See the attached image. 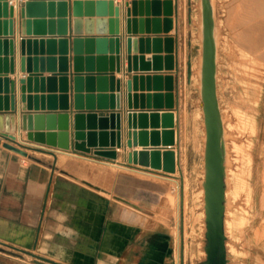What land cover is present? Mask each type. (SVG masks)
I'll return each instance as SVG.
<instances>
[{
	"label": "crops",
	"instance_id": "0c3cea01",
	"mask_svg": "<svg viewBox=\"0 0 264 264\" xmlns=\"http://www.w3.org/2000/svg\"><path fill=\"white\" fill-rule=\"evenodd\" d=\"M10 1V0H8ZM69 1V30L68 33L62 34L61 29L63 25L57 20L58 8H54V16H50L49 8L46 10L47 19L54 18V31H49V24H46V33L40 34H22L21 26V10L18 4V0H13L10 5H15L14 19V33L6 34L4 21L9 17H5L4 7L0 6V38H12L14 44L12 50L8 47V53L12 59V64L9 62V69H5V45L0 46V113L15 114L16 116V137L14 139L7 138L4 132H0V264H29L26 259L13 255L12 252L21 251L25 252L34 261L40 264H178L176 251L174 246V238L172 232L165 226H153L140 222V213L137 205L134 204V196L136 193L133 191L134 186L138 184V181L134 176L126 174L125 172H131L137 174L136 176L153 181V177L160 173H144L138 172L139 169L155 170L151 167H145L140 164H134L128 162V153L145 148L143 145H136L129 147L126 144L127 130H128V110H156L161 112L164 110H170L166 106V98L164 97V105L156 107L154 104V98H151V106L148 104L145 109H142L139 105L137 108L133 106L129 107L128 101V88L127 80L132 77L131 74H125V68L128 61L126 59L127 51V19L128 9H132L131 18H136L137 28L140 30L141 17L148 18L150 20V28H154V19H160V26L162 29L165 27L164 4H160L161 14H155L154 0H149L150 4L147 7L146 0H143L142 12L140 11V0H114V6L120 7V33L116 35L119 38L118 48L120 49L121 57V71L108 72L110 75L115 76V91H112V82L110 76L104 81L99 82L95 77L94 82L88 87L86 79L82 82V89L76 90V83L74 81V45L73 39L75 37H111L110 32L112 28H115L116 22L114 16H111V5L109 0L106 1V5H99L101 0H68ZM75 1H82L83 14L82 30L83 33L75 34L73 31L74 25V5ZM86 1H93V11H88L86 8ZM133 1H137V14L133 12ZM162 2L164 0H161ZM174 13L173 28L169 32H150V33H136L133 36L136 38L149 37H166L172 36L175 38V69L174 70H138L133 71V74H144L145 76L154 74L155 72L172 73L175 77V90L174 101L175 106L172 110L176 114V131H177V143L174 148L178 153L179 160V110L178 105L180 102V94L178 92V86H180L181 80L178 76L177 64L181 60L179 39L182 32V0H173ZM149 10V11H148ZM214 10V4H213ZM149 12V15H147ZM90 13V14H87ZM143 13V16L141 15ZM215 13V12H214ZM214 13L212 21L215 25ZM34 20L35 16L30 17ZM112 20V21H111ZM145 28H147L145 21ZM214 33H217L215 25ZM25 38L37 39V44H32L31 47V71L27 69L25 71L21 68V58L28 56V51L24 54L21 39ZM68 38L67 42V56L69 57V71L61 73L60 63L57 60L55 68L48 65V56L61 55V44L59 38ZM56 39L54 45H49V39ZM44 40V43L41 42ZM147 44V43H146ZM116 44L114 43V48ZM107 53H100L105 52ZM87 44H83L82 55L83 68L86 70L87 57L94 58V68H98V57H107L106 66H110L112 55L117 53H111V42L108 41L104 46L99 44L96 40L93 46V53H86ZM137 54H143L146 60H152L154 54H161L165 56L167 53L163 50L160 53H156L153 49L152 42L149 43V47L146 46L143 53L139 50ZM45 57L44 66L42 65V57ZM34 58H38L37 64H35ZM187 61V62H186ZM185 71L188 68L189 63H194L192 55L185 59ZM85 73L87 71H84ZM97 72V71H95ZM68 74L67 86L68 91L63 92L64 86L60 82L59 78L55 82H49L48 77L52 75ZM32 75V83L30 89L27 87L24 92L22 87L24 83L21 82L22 78H27ZM5 77H8L11 81L9 84V93L5 92ZM38 78V81L35 78ZM44 78V82L42 81ZM192 76H189L191 79ZM151 90H148V82L146 79L141 84V80H138L137 88H134L132 93L141 95V93L154 94V81L150 82ZM163 92H166L165 90ZM6 94L14 95L15 97V110L5 109ZM32 97L31 108L23 109L22 95ZM68 94V100L64 101L61 96ZM82 96L76 100V95ZM114 95L113 97L111 95ZM87 95L94 96L93 98H87ZM99 95H106L104 98H99ZM38 97L36 100L35 97ZM49 96H55L54 100ZM44 97V100H43ZM82 99V100H80ZM10 102V99L8 100ZM139 102V97H138ZM147 102V100H146ZM28 105L29 102L26 101ZM68 108H65V106ZM116 104V107H112ZM139 104V103H138ZM81 108H79V107ZM38 107V108H37ZM121 113L120 117V131L122 133V145L109 146L108 148H114L117 152L116 159H109L106 157L98 156L94 154L96 148L99 146L91 147L90 153H85L72 148L65 149L58 146L48 145L46 143H38L31 141L27 137L28 129L23 128V114L33 115V125L36 124L35 115L43 114V119L39 120L40 126L44 127L43 132L55 133L56 140L65 139V136H60V133L67 132L70 137V142H83L82 140H76L74 133L76 131L75 116L79 112L87 115L88 113H96L98 117L95 119L94 125H89L88 118H84V131L100 130L111 131V121L108 120L107 125H101L99 116H108L110 112ZM144 112V111H139ZM68 114V118L65 115ZM51 116L52 118H49ZM54 116V117H53ZM68 124L67 130H61V127ZM103 126V127H102ZM104 126H108V129ZM151 126L148 130H151ZM162 129V127H160ZM118 130V129H114ZM33 131H35L33 129ZM98 137V136H97ZM111 136L108 135V138ZM86 140H84L85 142ZM22 143L25 145L27 142L32 144H39L40 149H28L29 155H24L17 150L8 146V143ZM148 147H152L149 145ZM164 148L163 145L158 146ZM30 152L41 153L44 158H40ZM66 153L72 158H83L102 163L104 165L114 166L123 171L118 172L114 179V194L109 187L104 186L102 182H96L89 180L87 173H82L81 170H77L71 167V164L66 165L68 171H64L66 175L56 174L58 166V157ZM49 157V158H46ZM51 158V159H50ZM57 161V162H56ZM162 172V171H160ZM160 178V177H159ZM87 179L94 184L85 182ZM145 189L152 194L155 193L154 183H145ZM112 196V197H111ZM259 199L261 202V209L258 220V237L260 244L264 245V171L259 177ZM145 201V200H144ZM148 202V201H146Z\"/></svg>",
	"mask_w": 264,
	"mask_h": 264
},
{
	"label": "rangeland",
	"instance_id": "374dc122",
	"mask_svg": "<svg viewBox=\"0 0 264 264\" xmlns=\"http://www.w3.org/2000/svg\"><path fill=\"white\" fill-rule=\"evenodd\" d=\"M205 2L211 7L212 17L215 12L217 96L228 153L226 264H264V245L258 237L259 177L264 171V0H182L181 60L176 68L181 80L177 171L168 175L171 179L152 176L153 181L125 173L138 181L133 185L136 193L133 201L140 210V222L165 226L172 232L178 264H205L207 130L201 105ZM187 55H192L194 61L191 79L185 71ZM30 153L40 158L45 156ZM68 164L82 173L88 172L89 180L104 183L113 194V178L123 171L92 160L60 155L56 174L66 175ZM145 183H154V194L145 189ZM12 254L29 264H40L25 252Z\"/></svg>",
	"mask_w": 264,
	"mask_h": 264
},
{
	"label": "water",
	"instance_id": "95a60500",
	"mask_svg": "<svg viewBox=\"0 0 264 264\" xmlns=\"http://www.w3.org/2000/svg\"><path fill=\"white\" fill-rule=\"evenodd\" d=\"M111 5V16H114V21L116 22L115 28H112L111 34L113 36L107 37H97L96 39L93 37H75L73 39L74 45V81L76 83V90L82 89V82L84 79L88 82V87L93 84L95 77L98 78L99 82L104 81L110 76L112 82V91H115V76L112 74H108V72L121 71V57L118 55L120 53V49L118 48L119 38L116 37L120 33V7L114 6V0H109ZM164 4V14L165 18V27L162 29L160 26V19H154V28H150V20L148 18L141 17L140 21V30L137 28L138 20L136 18H131L132 9H128V19H127V51H126V59L128 61L127 67L125 68V74H131L132 77L127 80V88H128V101L129 107L132 108L135 106L136 108L140 105L142 109L145 107L151 106V98H154V105L156 107H161L164 104V97L166 98V106L171 108L170 110H128V130H127V140L126 144L129 147L136 146L138 144L145 146V148L141 150L134 149L133 151L128 153V162L134 164H140L145 167H151L153 169L162 170L166 173H175L177 171V163H178V153L174 148V145L177 143V131H176V114L172 108L175 106L174 101V90H175V77L172 73H162L155 72L150 75H138L133 74V71L138 70H174L175 65V38L172 36L166 37H153L149 39V37H141L136 38L133 35L140 33H150V32H169L173 28L174 19V6L173 0H154V9L155 14L160 15L161 9L160 4ZM83 2L75 1L74 5V25L73 31L75 34L83 33L82 30V19L81 16L83 14ZM86 8L88 11H93V1H86ZM99 5H106L105 0H101L98 2ZM133 12L134 15L137 14V1H133ZM140 11L142 12L143 0H140ZM147 7L150 4L149 0H146ZM21 10V26H22V34H40L46 33V24L48 23L50 28L49 31L53 33L55 19L50 18L47 19L46 10L49 8L50 16L53 17L54 8H58V22L63 25L61 29L62 34H67L69 30V1L68 0H18V4ZM0 6L4 7V14L7 18L4 23L7 24L5 27L6 34L14 33V19L12 18L15 12V5L11 4L8 0H0ZM149 11V10H148ZM90 14V13H87ZM143 16V13H141ZM149 15V12H147ZM35 16L32 20L30 17ZM112 21V20H111ZM145 21L147 28H145ZM204 22H205V37H204V46H203V87H202V104L204 106L205 112V121H206V130H207V140H206V179H205V208H206V222H207V238L208 244L206 246L207 252V264H226L227 263V251H226V234H225V201H226V170H225V154L224 148L222 144L223 137V124L222 118L219 109V102L217 96V82H216V45L213 38V21L211 16V7L205 2L204 3ZM1 24V21H0ZM95 40L102 45H106L108 41L111 42V53H117L116 55H112L110 57L111 64L110 66H106L107 57H98L99 66L97 69L94 68V58L87 57V69L83 68V60L84 54L83 52V44L86 42L87 51L86 53H93V46ZM59 43L61 44V55L56 58V56H48V65L50 67H54L53 71H56L55 65L57 60L60 63L59 71L61 73L69 71V57L67 56V42L68 38H59ZM37 39L25 38L22 36L21 43L23 47L24 54L26 53V49L28 51V56H23L21 58V68L23 71L26 69L31 71V47L32 44H37ZM41 42L44 43V40L41 39ZM49 45H54L56 39H49ZM152 42L153 49L156 53H160L163 50L166 51V55L162 56L161 54H154L152 56V60H146L143 54H137L140 50L142 53L146 46L149 47V43ZM114 43L116 47L114 48ZM147 43V44H146ZM5 45V58L3 59L5 62L6 71L9 69V62L12 64V59L10 58L8 53V47L12 50V46L14 44V39L12 38H0V46ZM105 52L107 53L106 48ZM1 50V48H0ZM1 60V59H0ZM35 64L38 62V58H34ZM42 65L44 66V61L46 58L43 56L41 58ZM13 65V64H12ZM84 71H87L86 73ZM97 71V72H95ZM188 75L192 76V63L188 65ZM59 78L60 82L64 86L62 89L63 92L68 91L67 80L68 74H60V75H52L48 77L49 82H55L56 79ZM33 76L30 75L26 79L22 78L21 82L24 83L22 89L25 92L27 87L30 89L32 83ZM144 79L148 82V90H151V80L154 81V90L158 92H154V94H146L141 93V95L133 94L132 91L134 88H137L138 80H141V84L143 85ZM1 80V78H0ZM38 81V78H35ZM44 78L42 81L44 82ZM5 92L9 93V84L11 81L8 77H5ZM166 92H163V91ZM114 96L113 94L111 95ZM82 98L80 95H76V100L78 98ZM92 95H87V98H93ZM106 95H99V98H104ZM139 97V102H138ZM36 100L38 97H35ZM49 98L54 100L55 96H49ZM64 101L68 100V94H64L61 96ZM6 106L5 109L15 110V97L14 95L6 94ZM10 99V102L8 101ZM1 100V96H0ZM44 100V97H43ZM82 100V99H80ZM147 100V102H146ZM22 101L24 102L22 108L25 110L31 108L32 97L26 94L22 95ZM26 101L29 104H26ZM139 103V104H138ZM79 107V106H78ZM113 108L116 107V104H113ZM38 108V107H37ZM65 108H68L67 104ZM81 108V107H79ZM3 108H0L2 110ZM144 111V112H139ZM54 117V116H53ZM68 118V114L65 115ZM88 118L89 125L95 124V119L98 117L96 113H88L84 115V113L79 112L75 116V128L76 131L74 133V137L76 140H82L83 142H73L71 144L70 137L67 132L60 133V136H65L66 138L56 140L55 133H47L43 132L44 127L40 126L39 120L43 119V114H36V124L33 125V115L32 114H23V128L28 129L27 137L31 141H36L38 143H46L52 146H58L60 148H74L79 151H83L85 153L91 152V147L99 146L100 148H96L94 150V154L102 157H106L109 159H116L117 152L114 148H108L109 146H121L122 145V133L120 129V117L121 113L119 112H110L108 116L101 115L99 116V120L101 125H107L108 120L111 121V131L108 130H100L99 132L88 131L85 132L84 129V118ZM49 118H52L49 116ZM151 126V130H148V127ZM103 127V126H102ZM108 129V126H104ZM162 127V129H160ZM33 129L35 131H33ZM61 130H67L68 124L66 126L61 127ZM118 129V130H114ZM0 132H4L7 135V138L14 139L16 137V116L15 114H5L0 113ZM108 135L111 137L108 138ZM98 136V137H97ZM84 140H86L84 142ZM152 145V147H148ZM163 145L164 148H160L158 146ZM8 146L17 150L21 154L29 155L26 149L17 147L11 143H8ZM38 147L39 144H32L31 142H27L25 144V148L29 149H40Z\"/></svg>",
	"mask_w": 264,
	"mask_h": 264
},
{
	"label": "bare ground",
	"instance_id": "6f19581e",
	"mask_svg": "<svg viewBox=\"0 0 264 264\" xmlns=\"http://www.w3.org/2000/svg\"><path fill=\"white\" fill-rule=\"evenodd\" d=\"M203 26H204V29H205V22H204V17H203ZM202 28V27H201ZM204 37H205V30H204ZM213 38H214V34H213ZM214 41H215V39H214ZM204 42V41H203ZM215 45H216V43H215ZM204 46V45H203ZM202 65H203V63H202ZM203 67V66H202ZM201 71V70H200ZM187 72H188V68H187ZM192 74H193V64H192ZM202 74H203V72H202ZM201 105L203 106V104H202V102H201ZM204 107V106H203ZM220 107V106H219ZM222 115V114H221ZM221 118H223V117H221ZM223 123V122H222ZM224 124V123H223ZM224 129H223V137H222V144H223V148H224V154H225V170L227 171V163H228V153H227V151H226V144H225V141H226V139H225V127H223ZM206 140H207V136H206ZM206 152V151H205ZM66 156H68V154H66V153H63L62 154V157H66ZM61 159H63V158H61ZM63 161V160H62ZM60 162V161H59ZM66 162V161H65ZM63 163V162H62ZM138 172L139 173H141V174H144V173H150V174H154L155 172H151V171H148V170H145V169H139L138 170ZM155 176H158V177H160V178H162V179H171L168 175H163V174H156ZM206 179V178H205ZM171 181V180H170ZM175 183L176 184H179V181H178V179L176 180L175 179ZM90 183V182H89ZM91 184V183H90ZM204 184H205V182H204ZM205 186V185H204ZM228 194V193H227ZM225 197H226V194H225ZM226 202V201H225ZM206 224H207V222H206ZM179 241H180V239H179Z\"/></svg>",
	"mask_w": 264,
	"mask_h": 264
},
{
	"label": "built area",
	"instance_id": "2783aa9c",
	"mask_svg": "<svg viewBox=\"0 0 264 264\" xmlns=\"http://www.w3.org/2000/svg\"><path fill=\"white\" fill-rule=\"evenodd\" d=\"M10 2L12 3L13 0H10ZM11 144H13V145H15V146H17V147H20V148H24V149H26L27 152L29 153L28 149L25 148V145H24V144H22V143L15 144V143H13V142H11ZM25 144H26V143H25ZM150 171H155V170H152V169H151ZM160 171H162V170L155 171V172H158V173H161V174H165V175H172L171 173H166V172H164V171L160 172Z\"/></svg>",
	"mask_w": 264,
	"mask_h": 264
},
{
	"label": "flooded vegetation",
	"instance_id": "af4514ba",
	"mask_svg": "<svg viewBox=\"0 0 264 264\" xmlns=\"http://www.w3.org/2000/svg\"><path fill=\"white\" fill-rule=\"evenodd\" d=\"M205 264H207V258H206V260H205Z\"/></svg>",
	"mask_w": 264,
	"mask_h": 264
}]
</instances>
